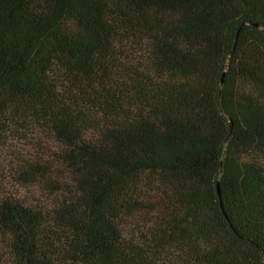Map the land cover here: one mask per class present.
Wrapping results in <instances>:
<instances>
[{"label":"trees","instance_id":"1","mask_svg":"<svg viewBox=\"0 0 264 264\" xmlns=\"http://www.w3.org/2000/svg\"><path fill=\"white\" fill-rule=\"evenodd\" d=\"M0 264H264V0H0Z\"/></svg>","mask_w":264,"mask_h":264},{"label":"water","instance_id":"2","mask_svg":"<svg viewBox=\"0 0 264 264\" xmlns=\"http://www.w3.org/2000/svg\"><path fill=\"white\" fill-rule=\"evenodd\" d=\"M241 30V29H240ZM240 32V31H239ZM224 79H225V75H223V78H222V84L224 83ZM218 195H219V198L220 200L222 199V194H221V189H220V185L218 184Z\"/></svg>","mask_w":264,"mask_h":264},{"label":"rangeland","instance_id":"3","mask_svg":"<svg viewBox=\"0 0 264 264\" xmlns=\"http://www.w3.org/2000/svg\"><path fill=\"white\" fill-rule=\"evenodd\" d=\"M32 192V191H31ZM38 197V196H37Z\"/></svg>","mask_w":264,"mask_h":264}]
</instances>
